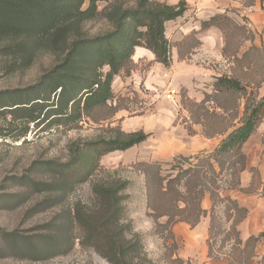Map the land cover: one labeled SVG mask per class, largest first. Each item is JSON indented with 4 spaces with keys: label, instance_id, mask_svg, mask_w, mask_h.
I'll list each match as a JSON object with an SVG mask.
<instances>
[{
    "label": "trees",
    "instance_id": "obj_1",
    "mask_svg": "<svg viewBox=\"0 0 264 264\" xmlns=\"http://www.w3.org/2000/svg\"><path fill=\"white\" fill-rule=\"evenodd\" d=\"M188 9L187 0L175 4L161 0H0V53L13 58V65L21 70L30 68L46 54L54 57L37 82L9 98L5 113L27 118L36 125L46 123L52 127L56 122L68 130L80 128L87 119L96 123L113 119L120 110L127 109L114 91L113 82L118 75H132L138 64L134 59L137 47L152 51L155 61L169 67L172 45L184 60L202 44L194 34L174 44L167 37L168 22L183 16ZM94 24L99 27L92 32ZM200 25L202 30L221 29L225 56L233 55L238 63L246 61L252 72L261 63L263 68L264 39L261 46H251L242 57L238 56L239 48L230 52L231 38L245 27L227 11L201 20ZM263 81H258V88ZM222 96H227L224 100L232 98L237 102L246 99L239 125L227 115L208 109L207 104L214 101L228 112L229 107L220 100ZM251 96L249 86L236 73L217 77L213 95L206 94L200 102L189 100L187 105L196 122L203 126L206 138L223 136L220 144L209 152L134 163L145 175L150 216L165 219L163 237L174 239L173 227L178 222L195 228L209 217L207 256L214 260L225 258L226 264H250L264 235L262 231L242 237L240 226L250 209L230 194L232 190H240L246 194L259 192L264 197L259 170L249 167L244 150L264 121V96L255 99ZM209 118L211 121H207ZM150 136L143 129L127 132L117 126L109 137L80 140L68 168L58 173L70 183L86 180L102 169L105 155L127 150ZM248 169L251 181L243 186V173ZM206 197L211 201L209 208L203 204ZM87 220L90 218L82 226L88 230ZM110 229L111 233L106 230L102 233L111 237H102L100 232L89 236L106 259L117 264H134L135 259L147 255L127 251L133 240L138 242L139 234L128 236L125 232L116 237L119 225Z\"/></svg>",
    "mask_w": 264,
    "mask_h": 264
},
{
    "label": "rangeland",
    "instance_id": "obj_2",
    "mask_svg": "<svg viewBox=\"0 0 264 264\" xmlns=\"http://www.w3.org/2000/svg\"><path fill=\"white\" fill-rule=\"evenodd\" d=\"M189 1L191 9L182 21L186 26L197 23L199 16L227 11L245 27L238 30L243 32H237L231 38V53L239 48L238 56L242 57L251 46L262 45L264 0ZM98 27L94 24L92 32ZM192 32L198 38L205 36L204 41L214 51L206 59L199 54L203 48L201 44L196 48L199 49L194 53L196 55L187 59L188 67L196 63L200 70L194 73L200 75L192 83V91L174 85L168 87L169 91L166 88L153 92L146 90L144 81L140 80L152 65L147 59H141L132 74L139 76L138 86L142 92L135 90L132 79L135 75L131 78L122 75L125 84L122 86V79H119L115 85L122 106L127 109L120 110L111 120L96 123L87 119L80 128L73 130L56 122L52 127L46 123L36 125L27 118L5 113L9 98L37 82L54 57L46 54L30 68L21 70L13 65V58L0 53V106H3L0 108V264H117L106 259L89 238L99 232L102 237H111L102 232L111 233L110 227L117 225L116 237L125 232L128 236L139 234L138 242L133 240L127 251L147 255L141 260L135 259L134 264H226L225 258L214 260L207 256L208 218L202 219L195 228L178 222L173 227L175 238L163 237L162 222L165 219L156 220L150 216L145 175L134 166L140 160L165 158L167 149L169 154L174 152L175 155L189 147L199 153L213 151L220 144L223 136L206 138L203 126L196 122L187 105L189 100L200 102L206 94L213 95L217 77L236 73L249 86L251 97L264 96V81L260 88L256 85L264 79L262 63L252 72L246 61L238 63L233 55L225 56L222 51L225 36L219 28ZM172 88L177 92L170 97ZM226 97L222 96L220 100L229 107L228 112L214 101L207 104L208 109L227 115L239 125L246 99L238 101V108L235 99L224 100ZM142 115L148 122L145 127L137 128ZM117 126L127 132L143 129L151 136L127 150L105 155L101 161L102 169L86 180L70 183L58 173L68 168L77 142L109 137L113 127ZM168 137L173 139V146L168 143ZM244 150L249 167L257 168L259 181L264 182V121ZM175 155L156 160L168 161ZM249 170L243 176H252ZM258 193H242L250 204L249 216L240 226L244 239L264 231V197ZM100 210L103 211L101 215L98 214ZM87 218L91 220H87L88 230L82 226ZM250 264H264V235L257 243L256 255Z\"/></svg>",
    "mask_w": 264,
    "mask_h": 264
},
{
    "label": "crops",
    "instance_id": "obj_3",
    "mask_svg": "<svg viewBox=\"0 0 264 264\" xmlns=\"http://www.w3.org/2000/svg\"><path fill=\"white\" fill-rule=\"evenodd\" d=\"M161 1H167L169 3L175 4V3H178L180 0H174V1L161 0ZM187 1L189 3L188 11L183 16L179 17L178 19L168 22V24L166 26V34H167V37L169 38V41L172 44L182 40L183 38H185L189 34L193 33L192 31H194V30H196V31L197 30L198 31L202 30L201 29V25H200L201 20L208 19L211 16L215 15L216 13L221 12V11H217V12H213L212 14H210L208 16H199L197 23H194L191 26L190 25L186 26L187 24L185 25L183 22H184V19L187 18V14H188V12L191 9L190 1L189 0H187ZM198 8H199V10H201L200 5H199ZM199 13H201V12H199ZM214 29H218V28L212 27V28L205 29V30L206 31H212ZM188 31H190V33H188ZM200 39L202 41L203 48H202V50L200 51L199 54H202V56L207 59L209 56L211 57L213 55L214 51L212 50V48L210 46H207L206 41H204L205 36H202ZM195 50L192 53V55L195 52H197L199 49H197L196 51ZM219 52L221 53V51H219ZM136 55H137L138 58H136ZM195 55L196 54H194L193 56H195ZM171 57H172V65L170 67H166L164 64L155 61V54L152 51H150V50H148V49H146L144 47H137L136 53L134 55L135 61L136 62H140V61H142L141 59H147V61L152 65L150 67V69L148 70L147 74H145L144 79L142 78V80H140V81H144V86H145L146 90H149L150 92H153L155 90H159V89H162V88H166V90H169L168 87H172L174 85V86H177L179 88L185 86V88L188 90V92L192 91V83L195 80H198V77H199L198 75H200V74H194L196 72L199 73V71H200L198 69V67H197V64L196 63H194V64L192 63L188 67L187 59H184V60L180 59L179 53H178V49H177V47L175 45H172ZM191 60H193V59H191ZM182 73H185V74H182ZM133 75H135V77L132 78L135 81V84H136L135 85V90L141 91L139 86H138V78H139V76L137 74H132L130 77H126V78H131ZM119 79H122V83H121L122 86L125 84V81H126V80L123 81L124 78H122V76H119V75L116 76L115 80L113 82V89H114L115 92H116L115 85H116L117 81H119ZM139 119L140 120L137 121V125L139 127H137V128L145 127L146 123L148 122V119L144 118L143 115ZM198 136L200 137V135H198ZM167 141H168V143H170L171 146H173L172 143L174 141H173L172 138L168 137ZM166 152H167V154H166L165 158L163 156H159L157 158H154V160H156V159H168L171 155L172 156L175 155L174 152H172V154H169L168 149L166 150ZM162 153H164V152H162ZM181 153L185 154V155H190V154H194L196 152L189 147L186 150L181 151ZM177 154H180V153L177 152ZM248 170H246V171H248ZM244 173H243V175H244ZM251 177L252 176H246V177L243 176V178H242L243 186H246V185H248L250 183ZM242 193H244V192H242L240 190H232V191H230V194L234 198L238 199L240 203L241 202L243 203V204L241 203L242 205H245V206L249 207L250 204L247 202L248 199H246V195H244ZM204 204H205L204 206L206 208H209L211 206V201H210L209 197L205 198ZM206 218H208V220H209V217H206ZM185 224L189 225L187 223H185ZM198 225L196 227H198ZM208 227H209V222H208ZM207 232H208V230H207Z\"/></svg>",
    "mask_w": 264,
    "mask_h": 264
},
{
    "label": "built area",
    "instance_id": "obj_4",
    "mask_svg": "<svg viewBox=\"0 0 264 264\" xmlns=\"http://www.w3.org/2000/svg\"><path fill=\"white\" fill-rule=\"evenodd\" d=\"M176 92H177V89L175 88L170 89V92H169L170 97L172 96V93H176Z\"/></svg>",
    "mask_w": 264,
    "mask_h": 264
}]
</instances>
